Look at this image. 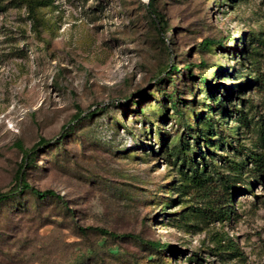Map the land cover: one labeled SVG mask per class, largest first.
<instances>
[{"label":"rangeland","instance_id":"obj_1","mask_svg":"<svg viewBox=\"0 0 264 264\" xmlns=\"http://www.w3.org/2000/svg\"><path fill=\"white\" fill-rule=\"evenodd\" d=\"M158 7L163 33L142 0H42L37 30L0 0V190L16 185V142L46 138L25 179L61 196L0 203V264H264V0ZM236 173L251 190L223 219L221 176Z\"/></svg>","mask_w":264,"mask_h":264},{"label":"trees","instance_id":"obj_2","mask_svg":"<svg viewBox=\"0 0 264 264\" xmlns=\"http://www.w3.org/2000/svg\"><path fill=\"white\" fill-rule=\"evenodd\" d=\"M23 3L26 4V6L28 7L29 10V15L30 18L33 20V23L35 24V26H37V30L40 27V18L38 15V11L37 8L39 7V5L42 4V0H21ZM158 2L159 0H149L148 3L143 2V4H147V9L148 12L150 13L153 22L155 23L158 31L162 29H164V27H166L168 25L167 21L164 19V15L161 13L159 7H158ZM255 36V34H254ZM224 42L222 40H216L214 38L211 37H204L202 38L200 45L202 46V48L204 49H209L211 46L213 45H217L219 47L223 46ZM243 58V60L248 59L247 53L243 52V55L241 56ZM200 63H203V61L201 60ZM252 63V62H250ZM191 66H188L187 69H189ZM180 70V67L177 64H169V66H167L163 72H161L156 78L157 79H162L163 75L165 76H169L171 75L174 71ZM256 81H260V77H256ZM232 96V91H229L227 94V99H229ZM181 100H178V102H180ZM178 102L175 103V105H178ZM230 105V103L228 104V106ZM225 106H227V104H225ZM96 114V108L90 111H87L84 113V111L82 109H78L77 113L74 114L73 119L71 121H69V123H67L65 126H63V132L61 133L60 139H63V135L65 132H67L68 129L73 128V126L75 125V123H79L81 121H83L84 119L87 118H91ZM237 133L240 134V129L237 128ZM259 133H260V140L262 142V144L264 145V118L261 119V124L259 125ZM202 135V134H201ZM51 140L46 139V138H41L40 140H38L33 146L31 147H26L22 141L18 140L16 142V146L18 147V149L22 152V160L18 166V170L16 172V185L6 191H1L0 190V203L2 201L8 200L14 196H17L19 194H22L25 192V190H30L32 193H34L35 195H38L40 197H46V196H56V197H61L60 194H58L55 190L52 189H46V190H40L38 188H35L34 186H31V184L29 182L26 181L25 179V168L26 166H28L30 164V162H32V160H34L36 154L39 151L40 146L45 148L47 147L48 143ZM188 146V145H187ZM254 161V165L256 166V168H264V154H262L259 157H255L253 159ZM238 170V168H234V172H236ZM238 173H236L233 178H231L230 176H221V179L223 180V184L224 186L227 188V192L230 195V199L229 202L223 206L222 208H220L218 211H216L218 213V217L220 218H225L226 216H228L230 214V210H228V207L230 206V203H232V197L237 194L238 192H242V191H250L251 188L248 185L246 188L245 187H240L237 186L236 183L238 182ZM262 181L261 178H257V181ZM94 229L96 231H99L101 233L104 234H109V235H113V232H110L108 230H106L105 228H99V227H95V228H91ZM154 245H156V247H158L159 249H170L171 245L170 244H161L160 242H155Z\"/></svg>","mask_w":264,"mask_h":264},{"label":"built area","instance_id":"obj_3","mask_svg":"<svg viewBox=\"0 0 264 264\" xmlns=\"http://www.w3.org/2000/svg\"><path fill=\"white\" fill-rule=\"evenodd\" d=\"M149 0L145 1V3H148Z\"/></svg>","mask_w":264,"mask_h":264}]
</instances>
